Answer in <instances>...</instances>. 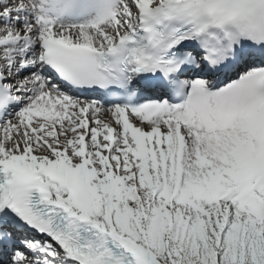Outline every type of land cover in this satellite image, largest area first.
Segmentation results:
<instances>
[{
  "label": "snow or ice",
  "instance_id": "obj_1",
  "mask_svg": "<svg viewBox=\"0 0 264 264\" xmlns=\"http://www.w3.org/2000/svg\"><path fill=\"white\" fill-rule=\"evenodd\" d=\"M0 264H264V0H0Z\"/></svg>",
  "mask_w": 264,
  "mask_h": 264
}]
</instances>
